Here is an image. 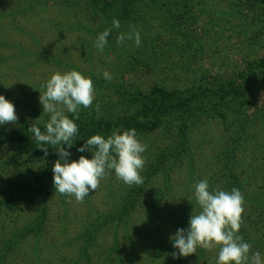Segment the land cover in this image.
I'll return each instance as SVG.
<instances>
[{"label": "rangeland", "instance_id": "obj_1", "mask_svg": "<svg viewBox=\"0 0 264 264\" xmlns=\"http://www.w3.org/2000/svg\"><path fill=\"white\" fill-rule=\"evenodd\" d=\"M133 25L141 45L118 44L117 35ZM105 28L112 30L100 52L95 41ZM262 60L264 0H0V94L17 120L45 127L39 96L54 71L75 69L92 79L95 99L80 107L79 118L117 123L139 114L123 92L196 94L185 106H168L153 129L136 132L147 145L142 185L128 186L111 171L83 202L51 188L45 220L29 233L21 232L36 223L37 203L0 205V264H216L218 248L173 258L178 250L169 239L200 211L194 185L202 179L210 190L242 192L239 234L264 261ZM222 84L243 94H220ZM85 142L61 146L92 155L77 151ZM56 154L52 146L47 156L23 154L2 139L0 191L28 185Z\"/></svg>", "mask_w": 264, "mask_h": 264}, {"label": "clouds", "instance_id": "obj_2", "mask_svg": "<svg viewBox=\"0 0 264 264\" xmlns=\"http://www.w3.org/2000/svg\"><path fill=\"white\" fill-rule=\"evenodd\" d=\"M112 27L120 28L118 19H113ZM111 30L105 28L98 34L95 47L100 52L107 45ZM116 39L118 44L130 40L137 47L141 45L140 31L134 25L130 31L119 33ZM102 75L106 80L112 79L108 71ZM41 88L44 91L40 92L39 101L48 117L45 131L42 132L36 125H31L28 131L33 133L45 156L48 155V148L44 145L52 146L58 153L59 159L52 167L56 192L83 202L90 192L99 188L101 179L111 171L128 186L144 183L140 172L145 166L142 154L147 145L137 138L134 128L113 130L106 138L101 134L91 135L77 148L81 153L91 152V158L80 155L76 160H69L70 152L61 146L71 148L78 133L77 124L66 112L79 119L81 106L92 107L95 91L90 77L75 69L54 71ZM95 111L99 114V104ZM17 119L14 104L0 94V125L15 123ZM194 198L200 211L190 215L187 228H177L175 234L169 237L173 248L178 250V253H172L173 258L187 257L196 253L198 247L206 250L218 248L216 264H264L259 251L250 255L252 245L239 234L245 209L244 195L238 188L226 191L217 187L210 190L208 181L202 179L194 185Z\"/></svg>", "mask_w": 264, "mask_h": 264}, {"label": "trees", "instance_id": "obj_3", "mask_svg": "<svg viewBox=\"0 0 264 264\" xmlns=\"http://www.w3.org/2000/svg\"><path fill=\"white\" fill-rule=\"evenodd\" d=\"M261 65L264 64L262 60ZM225 84L220 86L218 93L233 92L236 95H242L243 93L239 88L231 86L228 90ZM242 93V94H241ZM125 99L131 100L134 103L139 104L140 113L133 117H124L122 121L117 123H111L103 119H90L82 117L79 119L74 118V122L77 124L78 133L76 140L83 139L86 141L93 134H101L105 138L112 134L113 130L123 131L134 128L136 132L151 130L157 126L158 122L166 113L168 106L178 107L185 106L190 101H194L196 94H191L190 97L177 96L175 93H171L162 87H153L149 93L134 92L132 94L122 93ZM7 128L2 129L0 125V141L2 139H8L17 145V149L20 153L27 155H41L44 154L39 148V144L36 143L33 133L28 131L31 125L40 127L41 131H45V127L39 125L37 122L22 117L15 123H7ZM47 148L50 145H44ZM70 152L69 160H76L79 158L72 150ZM91 158V155L86 157ZM59 159L58 154L54 156V160ZM53 167V166H52ZM52 167L47 168L46 172L40 176H35L32 182L28 185L25 184L22 187L11 186L10 188L0 191V205L12 208L19 205H27L31 203H37L40 207L39 216L36 219V223L25 227L21 233H29L37 231L38 226L45 220V202L49 189L54 188L53 185V173ZM228 175V174H227ZM127 208V207H126ZM37 214V215H38ZM4 257V256H3ZM0 262L2 260L0 259Z\"/></svg>", "mask_w": 264, "mask_h": 264}]
</instances>
